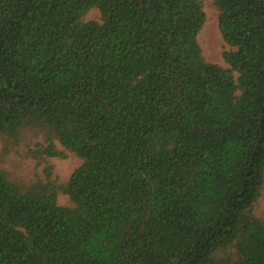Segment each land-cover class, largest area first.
Instances as JSON below:
<instances>
[{"label":"trees","instance_id":"obj_1","mask_svg":"<svg viewBox=\"0 0 264 264\" xmlns=\"http://www.w3.org/2000/svg\"><path fill=\"white\" fill-rule=\"evenodd\" d=\"M210 6L227 66L203 0H0V264H264V0Z\"/></svg>","mask_w":264,"mask_h":264},{"label":"rangeland","instance_id":"obj_2","mask_svg":"<svg viewBox=\"0 0 264 264\" xmlns=\"http://www.w3.org/2000/svg\"><path fill=\"white\" fill-rule=\"evenodd\" d=\"M205 2V23L199 34V41L205 49L206 59L210 62L219 64L221 66H227L223 60L222 53L225 49L224 41L218 29L217 13L210 6V0H203ZM99 13L96 10L90 11L86 19L96 20L98 19ZM54 167V173L59 177L60 180H67L72 171L79 165L80 161L73 155H68L65 158H52ZM33 166V162H29V168ZM26 171V167H24ZM24 174V173H23ZM59 203L64 204L67 197L64 195L59 196ZM256 214L264 212V196H261L254 208Z\"/></svg>","mask_w":264,"mask_h":264}]
</instances>
